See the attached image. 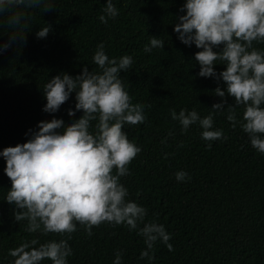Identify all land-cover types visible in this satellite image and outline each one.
Here are the masks:
<instances>
[{
  "label": "trees",
  "instance_id": "trees-1",
  "mask_svg": "<svg viewBox=\"0 0 264 264\" xmlns=\"http://www.w3.org/2000/svg\"><path fill=\"white\" fill-rule=\"evenodd\" d=\"M106 2L52 0L55 10L28 12L25 42L0 56V151L27 142L29 130L37 131L41 121L56 118L67 125L80 118L82 111L67 114L75 110V92L58 112H44V85L62 73L75 77L85 66L99 72L92 61L98 44H104L110 59L131 56V69L120 75L132 102L144 105L146 120L124 126L128 139L142 150L121 183L128 189L126 199L147 209L145 222L164 225L174 250L157 241L154 259L141 260L146 245L137 231L102 224L88 236L77 225L68 240L73 252L68 264H113L118 251L122 264H264V155L251 146L239 122L233 128L227 120L233 98L227 97L223 114L214 115L213 130L222 129L226 139L212 141L211 148L201 139L198 123L184 133L171 118V110L178 114L181 109L207 116L221 100L214 90L226 87L222 80L198 76L194 55L201 49L184 45L174 32L186 0H112L118 15L104 24L98 17ZM4 19L0 17V42L7 43L12 29ZM46 25H51L48 36L37 39L36 32ZM151 37L162 39L164 48L146 53ZM253 46L264 50V43ZM216 63L217 73L223 71L225 66ZM243 111L236 107L238 121ZM5 167L0 156V264H11L9 250L25 241L43 244L67 236L28 233L27 221H15L14 205L6 202L11 181ZM178 171L191 179L177 181Z\"/></svg>",
  "mask_w": 264,
  "mask_h": 264
},
{
  "label": "clouds",
  "instance_id": "clouds-1",
  "mask_svg": "<svg viewBox=\"0 0 264 264\" xmlns=\"http://www.w3.org/2000/svg\"><path fill=\"white\" fill-rule=\"evenodd\" d=\"M33 9L55 10L52 0H0V17L6 16L2 23L12 29L8 42H0V56L25 42L28 12ZM179 11L185 14L178 17L174 32L184 45L201 49L194 55L198 76L222 80L226 87L214 90L221 100L207 116L201 118L196 110L181 109L178 114L171 110L172 120L179 122L184 133L198 123L201 139L211 148L212 141L226 139L222 129L213 130L214 115L223 114L231 97L234 104L227 106V120L233 128L239 122L251 146L264 155V50L253 46L264 43V0H186ZM102 12L98 18L104 24L118 15L112 0H107ZM50 29L51 25L40 28L37 39L46 38ZM104 47L98 44L92 57L99 72L85 66L75 77L62 73L44 85V112H58L75 92V110L67 114L72 117L82 111L80 118L67 125L56 118L41 121L37 131L29 130L27 142L0 151L6 162L4 173L11 181L6 202L14 205L15 221H27L28 233L67 236L43 244L38 239L25 241L9 250L14 258L11 264H42L44 260L68 264L73 255L68 240L77 225L88 236L102 224L137 231L146 245L141 260L154 259L151 252L157 241L174 250L164 225L145 222L147 209L126 199L129 193L121 177L130 174L129 165L142 149L123 129L143 124L146 115L144 105L132 102L120 75L131 69L133 58L110 59ZM153 48H164V41L151 37L144 51L150 53ZM217 61L225 66L219 73ZM237 106H243L242 121L237 119ZM93 121L95 130L90 131ZM175 177L179 182L191 179L184 171ZM113 264H122L121 252Z\"/></svg>",
  "mask_w": 264,
  "mask_h": 264
}]
</instances>
